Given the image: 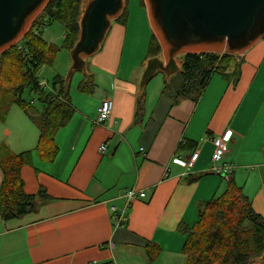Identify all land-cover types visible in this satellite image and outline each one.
Returning a JSON list of instances; mask_svg holds the SVG:
<instances>
[{"label": "crops", "instance_id": "crops-1", "mask_svg": "<svg viewBox=\"0 0 264 264\" xmlns=\"http://www.w3.org/2000/svg\"><path fill=\"white\" fill-rule=\"evenodd\" d=\"M126 7L125 24L111 23L86 66L97 95L79 87L69 95L74 114L55 135L56 159L48 164L34 157L32 167L21 168L24 193L37 195L43 189L52 200L21 218L0 219V264H146L149 242L161 250L154 264H186L185 236L177 226H192L198 205L221 195L228 177L264 219V42L241 56L237 83L213 74L200 97L174 104L162 95L166 78L151 91L138 90L146 59L125 64L131 22ZM142 9V28L150 34ZM39 83L46 93L56 92ZM142 95L141 120L135 123ZM104 99L112 100L113 110L98 125L96 113ZM34 108L40 113L44 105ZM226 131L232 137L221 164L233 169L213 173L209 139ZM38 140L37 127L13 105L0 123V145L21 154L34 151ZM194 151L198 158L190 170L173 162L186 161ZM125 190L146 196L132 202L127 224L116 228L111 208L122 207Z\"/></svg>", "mask_w": 264, "mask_h": 264}, {"label": "trees", "instance_id": "trees-1", "mask_svg": "<svg viewBox=\"0 0 264 264\" xmlns=\"http://www.w3.org/2000/svg\"><path fill=\"white\" fill-rule=\"evenodd\" d=\"M128 0H124L126 2ZM84 0H49L42 15L52 21L60 22L65 29L62 48L69 51L79 34V16ZM140 6L144 8L143 0ZM128 16L127 7L113 21L124 25ZM39 16L37 19L41 20ZM31 29L23 37L28 49V61L20 59L16 50L0 54V123L4 122L10 108L17 105L39 130V140L34 151L14 154L5 145H0V219L4 222L21 218L33 213L38 205L52 199L40 189L37 195L28 196L23 191L20 171L23 166H33L34 157L40 162L52 163L58 155L55 142L56 133L72 118L74 110L69 97V82L56 76L52 88L55 93H46L39 85L38 74L45 66L52 67L59 51L34 34ZM146 60L161 54L160 46L153 35L149 40ZM180 70L166 78L162 86V95L174 104L180 99H197L204 91L213 74L232 82H238L241 57L232 54H188L181 55ZM87 66V61H86ZM234 67L231 74L227 71ZM85 81L79 89L90 92L92 80L86 67ZM73 76V75H72ZM29 90L37 94L44 105L38 112L32 104L22 100V95ZM145 97L137 102L135 123L139 122ZM198 178V177H197ZM196 180L192 178L191 181ZM197 220L192 226L179 224L178 231L185 236L182 254L186 264H251L260 261L264 253V219L252 208L251 202L235 184L232 177L226 179L225 191L197 208ZM160 247L147 243L146 264H154L160 253Z\"/></svg>", "mask_w": 264, "mask_h": 264}, {"label": "water", "instance_id": "water-1", "mask_svg": "<svg viewBox=\"0 0 264 264\" xmlns=\"http://www.w3.org/2000/svg\"><path fill=\"white\" fill-rule=\"evenodd\" d=\"M49 0H0V54L28 32ZM152 35L161 57L149 58L139 88L157 73L169 78L180 70L176 58L188 54H232L241 57L264 41V0H143ZM124 10V0H86L79 34L69 50L65 80L87 74L86 60L96 54L111 23ZM264 260V253L261 256Z\"/></svg>", "mask_w": 264, "mask_h": 264}, {"label": "rangeland", "instance_id": "rangeland-1", "mask_svg": "<svg viewBox=\"0 0 264 264\" xmlns=\"http://www.w3.org/2000/svg\"><path fill=\"white\" fill-rule=\"evenodd\" d=\"M85 2L86 0H84L82 4L79 20H80L83 5L85 4ZM127 3L131 11V20H130L131 22L129 24V29H128V37H127L126 50H125V64H142V62L146 58V54L148 51L147 50L148 44H149V40H150V36L152 35V32L150 31L149 25L148 27H149L150 34L146 33L147 29L144 30L142 28V19L140 15L141 14L143 15V12L141 11L143 9L141 8V6H139V0H129V1H126L124 4L127 5ZM39 16H43L41 17V20L37 19ZM38 17L32 22L29 30L33 29L34 34H40L39 36L44 42H46L49 45H54L56 48L59 49L54 59L53 66L52 67L45 66L44 68H42V70L38 74L39 81L45 82L46 88H49V87H52L53 80L56 78V76H60L62 78L66 77L68 69L71 64V60L69 57V51L62 48L64 39H65V29H64L63 24L60 22L50 20L49 18L42 15V12L38 15ZM25 43L26 42L22 38L15 46L11 48H12V51L16 50L21 60L28 61V58L30 55H29L28 49H24ZM94 56L96 55L94 54L90 56L89 58H87V66L90 62H92V59L94 58ZM158 56L161 57V54ZM181 60H182V56H178L176 58V62L179 64V66H180ZM0 64H1V61H0ZM144 64L146 63L143 62L142 66L145 67L146 65ZM164 78L165 76L163 74L157 73L154 76V78L147 84V86H145V90L151 91V89L154 88L153 86L155 84H159L162 80H164ZM79 79L83 80L84 75L81 72H76L73 74L70 82L68 83L70 96H71V93L73 94L75 92V89L80 86L79 84L81 83L78 82ZM162 85H163V82H162ZM43 90L45 92H48V90H46L45 88H43ZM138 90H141V89L138 88ZM90 92H91L90 94L93 96L97 95V91L94 90V88ZM22 100L34 105V107L42 106V102L39 101L37 94L32 93L29 90L23 93ZM260 261H264V260H260Z\"/></svg>", "mask_w": 264, "mask_h": 264}, {"label": "built area", "instance_id": "built-area-1", "mask_svg": "<svg viewBox=\"0 0 264 264\" xmlns=\"http://www.w3.org/2000/svg\"><path fill=\"white\" fill-rule=\"evenodd\" d=\"M41 86V85H40ZM44 86V85H43ZM113 110V102L110 99H104L101 101L97 113H96V124L101 125L107 122L110 119L111 113ZM232 132L226 131L223 135L210 138L214 145V150L211 156V172L217 173L222 172L223 174H230L233 166L222 165V160L227 152V144L231 141ZM105 150V145L100 147V151ZM264 156V153H263ZM198 158V152L194 151L186 161H182L179 159H174L173 162L176 165H179L186 170H190L193 167V164L196 162ZM220 166V168H218ZM144 192H135L134 190H125L123 194L120 196L122 200V207L120 209L111 208V219L116 228H122L127 224L130 215L131 204L136 199L145 198Z\"/></svg>", "mask_w": 264, "mask_h": 264}]
</instances>
